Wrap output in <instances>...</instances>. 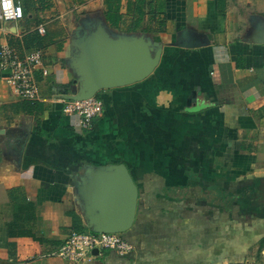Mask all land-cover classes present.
<instances>
[{
    "label": "crops",
    "instance_id": "obj_1",
    "mask_svg": "<svg viewBox=\"0 0 264 264\" xmlns=\"http://www.w3.org/2000/svg\"><path fill=\"white\" fill-rule=\"evenodd\" d=\"M51 2L62 1L17 0L22 20L0 23V45L40 48L48 68L35 72L34 101L0 70V264L254 262L247 234L264 229V43L249 39L264 33V0H120L117 26L105 20L104 0H65L71 12L99 15L114 36L162 46L147 78L98 92L103 111L88 130L61 110L78 90L65 37L22 42L53 14ZM119 164L138 190L133 223L120 233L132 251L77 262L52 255L72 231L98 232L89 183ZM245 188L240 204L218 203V193Z\"/></svg>",
    "mask_w": 264,
    "mask_h": 264
},
{
    "label": "water",
    "instance_id": "obj_2",
    "mask_svg": "<svg viewBox=\"0 0 264 264\" xmlns=\"http://www.w3.org/2000/svg\"><path fill=\"white\" fill-rule=\"evenodd\" d=\"M71 42L70 66L78 76V90L66 95L68 99L83 100L93 97L103 89L121 87L147 78L159 63L162 46L145 37L130 38L114 36L98 20L93 29L75 33ZM253 43H264V33L249 39ZM199 42H185L184 47H197ZM115 174L102 181L100 174L89 183L88 210L98 232L123 233L133 223L137 202V185L127 168L114 165ZM103 188L105 192H101ZM106 223V226H100ZM98 250L94 249L93 254Z\"/></svg>",
    "mask_w": 264,
    "mask_h": 264
},
{
    "label": "built area",
    "instance_id": "obj_3",
    "mask_svg": "<svg viewBox=\"0 0 264 264\" xmlns=\"http://www.w3.org/2000/svg\"><path fill=\"white\" fill-rule=\"evenodd\" d=\"M24 17V11L17 0H0V23H17ZM43 34V26L37 28ZM0 70L9 73V82L23 99L34 101L38 97L39 83L35 78L38 70L41 75L48 74L44 62V53L34 48L20 55L7 44L0 45ZM62 112L75 116L82 129H91L93 121L102 114L103 103L93 96L83 100L61 98ZM109 249L117 254L125 255L132 251L133 245L116 232L72 231L52 255L60 256L72 262L93 255V250Z\"/></svg>",
    "mask_w": 264,
    "mask_h": 264
},
{
    "label": "rangeland",
    "instance_id": "obj_4",
    "mask_svg": "<svg viewBox=\"0 0 264 264\" xmlns=\"http://www.w3.org/2000/svg\"><path fill=\"white\" fill-rule=\"evenodd\" d=\"M62 2L57 5H54L53 2L49 3L50 7L53 8V14L45 19V23L43 24V27L45 29V32L42 34L43 36H48L49 34L51 37L58 38L62 37V35L65 37L63 40V44L65 43V46L67 48H73L71 42L76 38L75 33L78 31L80 34L84 30L93 29L96 25L98 20H102L99 15L93 14H85L82 11H76L73 12L70 11V8L68 7V4L65 2V0H61ZM46 4L48 2L46 1ZM68 7V8H67ZM45 7H42L44 9ZM39 12L42 10L40 8ZM69 11L68 13H63V18L59 17L60 11L62 10ZM42 13V12H41ZM38 14V13H37ZM11 25H15L17 23H9ZM70 57H67V61ZM96 96H99V93H96ZM245 221L248 222V218H243ZM253 224V223H252ZM256 224H254L253 229H250L248 231L247 237L248 241L251 244L249 246V253L251 257H254V262H248L245 264H264V248L259 250L258 249V242H256L258 236H260V232L264 231V229H260L259 232H257V227H255ZM258 233V234H257Z\"/></svg>",
    "mask_w": 264,
    "mask_h": 264
},
{
    "label": "trees",
    "instance_id": "obj_5",
    "mask_svg": "<svg viewBox=\"0 0 264 264\" xmlns=\"http://www.w3.org/2000/svg\"><path fill=\"white\" fill-rule=\"evenodd\" d=\"M83 1V0H81ZM104 5H105V11H104V18L105 20L111 25V26H117L118 23L121 20V14L119 12L120 10V0H104ZM47 38L46 36H43L39 34L37 30L28 33L26 36L23 37L22 42L23 45L26 48H29V46L32 44H35L37 46L43 45V40ZM19 40L16 41L15 44H19ZM14 48V47H12ZM16 50V48H14ZM34 49V48H33ZM17 51V50H16ZM19 53V51H17ZM22 55L21 53H19ZM252 187V186H250ZM249 190L251 192V188L247 189H238L234 191H230L227 193L226 196L221 197V193H218L217 201L219 203V200H221L222 204H227V205H237L240 204L241 201L245 199L246 191ZM249 192V193H250ZM216 198H204L205 201H215ZM76 232H83V231H76ZM264 248V236L260 239L258 249L261 250Z\"/></svg>",
    "mask_w": 264,
    "mask_h": 264
}]
</instances>
